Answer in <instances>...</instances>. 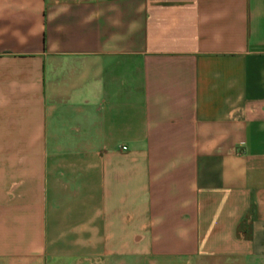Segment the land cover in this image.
Wrapping results in <instances>:
<instances>
[{
  "label": "crops",
  "instance_id": "0c3cea01",
  "mask_svg": "<svg viewBox=\"0 0 264 264\" xmlns=\"http://www.w3.org/2000/svg\"><path fill=\"white\" fill-rule=\"evenodd\" d=\"M0 264H264V0H0Z\"/></svg>",
  "mask_w": 264,
  "mask_h": 264
},
{
  "label": "built area",
  "instance_id": "2783aa9c",
  "mask_svg": "<svg viewBox=\"0 0 264 264\" xmlns=\"http://www.w3.org/2000/svg\"><path fill=\"white\" fill-rule=\"evenodd\" d=\"M120 149H121V150H125V147H121Z\"/></svg>",
  "mask_w": 264,
  "mask_h": 264
}]
</instances>
